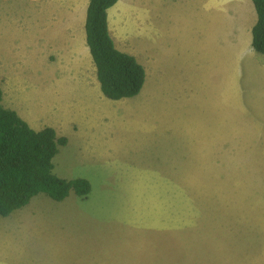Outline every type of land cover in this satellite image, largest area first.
I'll list each match as a JSON object with an SVG mask.
<instances>
[{"label":"rangeland","instance_id":"rangeland-1","mask_svg":"<svg viewBox=\"0 0 264 264\" xmlns=\"http://www.w3.org/2000/svg\"><path fill=\"white\" fill-rule=\"evenodd\" d=\"M88 3L0 0L1 104L25 122L35 120L38 130L51 127L67 136L70 143L53 160L54 174L91 185L86 200L71 193L56 202L39 194L0 216V264H264V94L245 76L229 85V148L197 153L200 137L189 132L191 125L207 121L215 129L211 112L221 106L189 101L183 72L157 69L156 27L153 43L141 41L140 5L121 0L108 12L109 32L118 49L145 64L143 92L112 101L96 81L98 96L89 99L78 78L70 85L74 92L61 89L53 97L52 79L45 86L34 77L33 52H49L43 40L52 29L55 38L61 31L67 39L80 36L87 48ZM146 7L158 16L157 5ZM192 7L204 15V6ZM175 8L161 6L159 16ZM44 61L57 65L54 58ZM199 69L205 71H192Z\"/></svg>","mask_w":264,"mask_h":264},{"label":"crops","instance_id":"crops-1","mask_svg":"<svg viewBox=\"0 0 264 264\" xmlns=\"http://www.w3.org/2000/svg\"><path fill=\"white\" fill-rule=\"evenodd\" d=\"M251 1L126 0V3L131 5V8L140 5L141 41L147 40L152 42L154 27H156L155 43L158 41L155 49L158 58L157 69L169 70L170 68H177L181 70L183 72L182 77L185 79L183 81L185 85L184 94H189L187 95L189 101L201 102L205 100L206 104L215 101L221 106L219 111L211 112L215 119L212 117L210 123H215V129L207 121H199L191 125L192 128L189 132L194 133L195 138L197 136L200 137V142L195 143L197 145V153L205 149V153L203 154L206 155L209 149L220 148L221 150H227L229 148V85L230 87H236L239 80L245 76L248 81L255 82V88H258L264 94V60L252 48V29L256 24L257 17ZM194 4L204 6V15H197L194 12V8L192 7ZM146 5H157L158 16L150 13V9L148 7L145 8ZM161 6H176V8L160 17ZM201 23H203L202 26L200 25ZM43 41L44 46H46L47 42L50 44L49 52L43 51L40 48L33 52L34 58H31L35 67L34 77L38 84L42 83V85L46 86V79H52L53 85L50 87V92L54 97L57 95L58 90L61 89L74 92L70 85L80 78L84 81L87 88L84 94L89 99H92L93 96L97 97L98 81L96 70L90 53L88 54L87 52L88 47L86 48L82 38L75 34L71 39H67L64 36V31H61L58 38H55L52 29L45 34ZM118 50L127 53V51ZM140 53H142V49ZM127 54L136 58L135 54ZM46 56L49 61L54 58L52 62L57 65L54 67L48 66L44 61ZM65 62L66 64H64ZM140 65L143 66L146 73V84L149 79V73L144 63ZM197 66H201L205 71L200 69L196 72L192 71ZM198 72L199 75L197 74ZM31 81H34V79ZM145 84L140 94L143 92ZM203 87L207 91L208 98H204L203 96L205 93ZM211 87L217 88L219 94L213 95ZM199 90L201 91L197 94ZM147 92L148 90H145L144 94H147ZM3 94L5 95V93ZM15 97L17 96L15 95ZM72 99L74 98L69 100ZM84 101L83 99L82 104ZM72 102L76 101L73 100ZM79 106H81L80 101ZM261 114L262 111L260 112V116ZM57 116V121L62 120L59 113H57ZM81 116L83 124L87 123L89 118L85 111L81 112ZM260 116L258 121L254 120V132L255 127L261 124ZM28 119L27 122L30 125L26 123L33 130L41 131L40 129L38 130V125L34 122L35 120ZM62 122L68 128L69 125L63 120ZM83 127L86 130L95 131L92 126L83 125ZM73 133L76 134L77 131L73 130ZM63 137L66 138L67 144L62 147H66L70 143V140L67 136ZM89 142H93L92 138ZM254 142L261 143L262 140H254Z\"/></svg>","mask_w":264,"mask_h":264},{"label":"trees","instance_id":"trees-1","mask_svg":"<svg viewBox=\"0 0 264 264\" xmlns=\"http://www.w3.org/2000/svg\"><path fill=\"white\" fill-rule=\"evenodd\" d=\"M119 0H89L85 17L86 45L102 95L112 101L138 96L146 73L136 58L119 51L110 36L108 12ZM257 21L252 48L264 58V0H252ZM0 88V216L9 217L39 194L62 202L71 193L86 200L91 185L79 178L65 180L54 174L53 160L67 140L53 128L34 131L15 111L2 106Z\"/></svg>","mask_w":264,"mask_h":264}]
</instances>
